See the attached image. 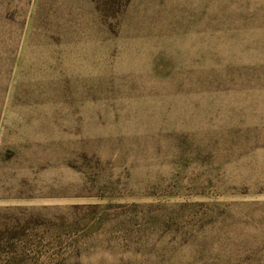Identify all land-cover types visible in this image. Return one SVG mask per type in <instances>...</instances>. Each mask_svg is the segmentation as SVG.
Segmentation results:
<instances>
[{
  "label": "rangeland",
  "instance_id": "rangeland-1",
  "mask_svg": "<svg viewBox=\"0 0 264 264\" xmlns=\"http://www.w3.org/2000/svg\"><path fill=\"white\" fill-rule=\"evenodd\" d=\"M0 232V264H264V0H0Z\"/></svg>",
  "mask_w": 264,
  "mask_h": 264
},
{
  "label": "trees",
  "instance_id": "trees-1",
  "mask_svg": "<svg viewBox=\"0 0 264 264\" xmlns=\"http://www.w3.org/2000/svg\"><path fill=\"white\" fill-rule=\"evenodd\" d=\"M178 213H176L175 215H177ZM174 215V216H175ZM174 216L172 217V218H170V220L169 221H174L175 219H174ZM178 217H180V215H178ZM101 220H102V218H99L98 219V222H101ZM176 221V220H175ZM4 233H6V232H0V234H4Z\"/></svg>",
  "mask_w": 264,
  "mask_h": 264
}]
</instances>
